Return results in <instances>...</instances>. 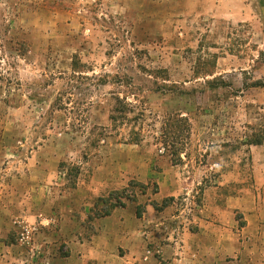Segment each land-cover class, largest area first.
<instances>
[{
    "label": "rangeland",
    "instance_id": "obj_1",
    "mask_svg": "<svg viewBox=\"0 0 264 264\" xmlns=\"http://www.w3.org/2000/svg\"><path fill=\"white\" fill-rule=\"evenodd\" d=\"M213 224L264 243V0H0V264Z\"/></svg>",
    "mask_w": 264,
    "mask_h": 264
},
{
    "label": "crops",
    "instance_id": "obj_2",
    "mask_svg": "<svg viewBox=\"0 0 264 264\" xmlns=\"http://www.w3.org/2000/svg\"><path fill=\"white\" fill-rule=\"evenodd\" d=\"M238 206L241 207L240 204ZM213 207L223 214L232 211L230 201H226V199L222 202L219 201L217 204L215 203ZM144 214L143 212V215H141L139 212L138 215H135L136 220L133 219L132 223L144 219ZM205 229L207 230V237H201ZM132 231L135 234L131 239L133 245L128 247V250L117 249L121 263L157 264L155 263L157 259H155L152 251L146 248L149 237L148 239H144L143 236L138 237V233L142 231L137 230V228ZM228 231L226 227L219 228L213 224L200 229L199 232L185 233L179 241H175L174 245L171 246L172 251L169 255L162 253L164 251L162 247L159 249L160 254L163 259H168V264H264V248H261L260 245L264 244L262 241H260L261 243L257 241L249 242V240L246 241L239 236L230 235ZM142 238L143 240H141ZM144 246L146 251H144Z\"/></svg>",
    "mask_w": 264,
    "mask_h": 264
},
{
    "label": "trees",
    "instance_id": "obj_3",
    "mask_svg": "<svg viewBox=\"0 0 264 264\" xmlns=\"http://www.w3.org/2000/svg\"><path fill=\"white\" fill-rule=\"evenodd\" d=\"M113 111H118V109H114V108H113ZM121 111H123V110H119V112H121ZM110 119H111V120H115V119H116V115H114V113H112V114L110 115ZM168 136H170V135H168ZM165 137H166V136H165ZM166 139H167V137H166ZM137 214H139V212H138Z\"/></svg>",
    "mask_w": 264,
    "mask_h": 264
}]
</instances>
